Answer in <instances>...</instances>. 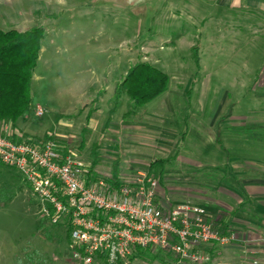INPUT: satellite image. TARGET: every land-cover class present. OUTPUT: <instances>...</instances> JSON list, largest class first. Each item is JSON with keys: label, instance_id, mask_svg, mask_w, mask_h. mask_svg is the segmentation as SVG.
Here are the masks:
<instances>
[{"label": "rangeland", "instance_id": "rangeland-1", "mask_svg": "<svg viewBox=\"0 0 264 264\" xmlns=\"http://www.w3.org/2000/svg\"><path fill=\"white\" fill-rule=\"evenodd\" d=\"M246 7L244 0L232 8L220 0H0L3 32L42 28L46 34L32 80V108L17 127L9 125L10 130L36 138L65 137L75 146L87 116L91 113L106 121L116 85L133 65L148 62L168 75L169 88L128 123L148 126L153 145L112 146V156L92 158L98 160L96 172L107 179L108 159H119L122 176L133 179L138 172H149L153 162L164 161V167L159 164L154 169L163 203L190 202L208 211H230L237 204L225 193L235 187L234 171H230L234 164L229 162L236 149L224 146L222 151L216 144L197 147L201 142L193 137L197 128L206 127L211 113L218 112L221 118L213 134L221 124L264 123V111L257 114L264 109V98L257 100V93H264V80L257 75V65L264 60V34L257 35V14L263 15ZM197 38L202 48L198 66L190 51ZM130 109L132 102L122 97L113 120L117 125L113 127H119L113 135L118 141L131 135V129L120 126L122 114ZM180 135L185 137L182 146ZM99 137L100 133L90 143ZM248 140L242 147L248 157H238L242 165L256 156V142ZM161 142L160 148L155 147ZM82 148V152L90 150ZM176 154L178 159L167 163ZM39 204L21 175L1 165L0 264H73L68 242L59 238L62 231L41 220ZM247 246V252L227 248L210 264H257V245ZM126 264L179 263L175 257L150 250Z\"/></svg>", "mask_w": 264, "mask_h": 264}, {"label": "built area", "instance_id": "built-area-1", "mask_svg": "<svg viewBox=\"0 0 264 264\" xmlns=\"http://www.w3.org/2000/svg\"><path fill=\"white\" fill-rule=\"evenodd\" d=\"M0 163L30 186L41 219L69 230L73 264H126L150 250L179 264H210L218 250L241 241L197 204L163 203L155 174L138 172L118 186L53 135L29 137L2 124Z\"/></svg>", "mask_w": 264, "mask_h": 264}, {"label": "crops", "instance_id": "crops-1", "mask_svg": "<svg viewBox=\"0 0 264 264\" xmlns=\"http://www.w3.org/2000/svg\"><path fill=\"white\" fill-rule=\"evenodd\" d=\"M221 3L228 6V8H232L235 5H241L243 3V0H220ZM245 4H247L246 8H249L251 10H257V12L261 13L263 16L260 17L257 14V35L264 34V3H261L259 0H244ZM205 23H203L204 25ZM264 36V35H263ZM208 42L210 45L213 43L212 37H209ZM199 46V62L197 63L192 56V49L194 46ZM191 51V58L196 62L197 66L200 65L202 57V48L200 39H195L194 45L190 48ZM257 75L259 80H264V60L257 65ZM261 78V79H260ZM263 83V82H262ZM117 87V85H116ZM101 94V93H100ZM115 94H116V88H115ZM100 96V95H99ZM124 97V96H122ZM122 97L119 99L118 102H114L112 108L108 111V117L106 121L102 123L100 119H97L96 117H93L90 113L86 118V126L83 129V133L81 134L80 140L76 143V145L81 144L82 147L88 146L90 150H85L82 152L81 147V153L80 151L74 152L78 155V157L82 160V162L89 164L92 166V170L95 173L97 177L100 178V175L96 172V165L98 163V160L101 158V155H107L112 156V152L109 148H112L114 146L116 149L119 148V145H125V146H136L140 144H144V142H147L148 145H153V142L149 138V131H151L148 126L144 127L141 124V127L138 126V122H135L134 124L128 123L129 119L136 115L139 110L134 111L133 103H132V109L122 114L121 117V128L124 129L127 127L129 130L128 134L129 139L126 141H118L115 133L118 132L119 127H113L117 126L115 123H113L114 117L116 116L118 112V105ZM127 97V96H126ZM264 93H257V100L263 99ZM115 100V95L114 98ZM262 111L264 109H260V111L257 110V114L261 115ZM193 116H196V114H193ZM241 119H245V117H238V121ZM221 118L219 113H211L209 118L207 119L206 127L202 129L197 128V133H195V137L193 139H196V142L200 141V144H197V147H205L209 144H216L221 148L222 151H226L224 146L234 147L236 149L234 159H231L229 164H234L232 169L230 171H234L235 180H234V186L232 189L229 188V190H226L225 196H228L230 198H234L235 200V207H233L230 211H226L222 208L220 209H214L208 211L206 210L209 216L213 221H224L225 224H228L230 226L229 229L236 232L239 235L240 243H238L235 246L229 247L233 251L235 250H243L244 252H247V249L250 244H256L257 245V264H264V123L262 120H257V126L252 125H246L244 123L241 124H229L224 125L221 124L220 129H217L216 133L213 134V129L217 127L219 124ZM120 128V129H121ZM2 129V125H0V130ZM255 129V130H253ZM145 130V131H144ZM255 131V132H254ZM153 132V131H152ZM247 132L249 135H247ZM100 133L99 141L92 142L95 136ZM156 133V132H155ZM158 134V138H160V134ZM61 141H63L70 149L74 146L72 143H70L65 137H60ZM173 138H177L175 135ZM181 138V135H180ZM182 143H180V146L185 141V137H182ZM247 139H250L248 141L256 142L254 144L256 148L255 157H250L253 159V162L246 165H242L239 162L238 157L242 154V147H247L245 141ZM163 140L166 141V138ZM140 142V143H139ZM226 142V143H225ZM163 145V142L154 144L155 147L160 148V145ZM99 148L98 150V157L96 164H93L92 158H94L95 154V148ZM108 152V154H107ZM105 153V154H104ZM249 153H243L242 155L248 157ZM251 156L253 154L250 153ZM172 157H175L174 161H176L179 157V154H176ZM108 158H104V161ZM111 162V172L112 167L115 165V163L119 164L120 171L122 173L121 167H120V160L112 158L108 159ZM107 160V161H108ZM219 162H224L222 159H219ZM227 163V162H226ZM237 163V164H236ZM236 164V165H235ZM150 166H148V169ZM110 172V175H111ZM110 175L107 177L109 178ZM237 177V178H236ZM226 197V198H228ZM241 244H244L246 246H242ZM228 248V249H229ZM225 249L218 250L216 254L214 255V260L218 257L224 256ZM219 264V263H218ZM222 264V263H221Z\"/></svg>", "mask_w": 264, "mask_h": 264}, {"label": "trees", "instance_id": "trees-1", "mask_svg": "<svg viewBox=\"0 0 264 264\" xmlns=\"http://www.w3.org/2000/svg\"><path fill=\"white\" fill-rule=\"evenodd\" d=\"M45 37L42 28H32L25 32L18 30L3 32L0 29V124L17 127V122L32 108V80ZM199 54V46L196 45L192 49V56L197 63L200 59ZM169 82L168 75L148 62H139L129 69L125 78L117 85L115 102L122 96H127L133 103L134 111H137L167 92ZM98 150L96 147L94 154L96 159ZM171 159L173 160L167 163H172L175 157ZM93 164L95 165L96 161H93ZM159 164L164 167L165 163L153 162L149 172L155 174L154 169H158ZM109 179L118 186L122 184L123 176L118 163L113 165ZM41 220L50 223L47 219ZM50 225L53 230L62 231L59 237L61 240L66 239L69 242L70 233L65 226L51 223ZM216 225L223 231H232L224 221H217ZM142 253L144 251L136 252L130 261Z\"/></svg>", "mask_w": 264, "mask_h": 264}]
</instances>
